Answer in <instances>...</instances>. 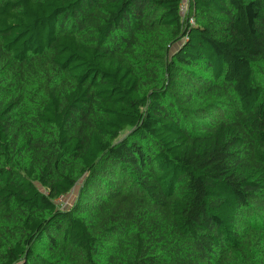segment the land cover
I'll list each match as a JSON object with an SVG mask.
<instances>
[{"label":"trees","instance_id":"1","mask_svg":"<svg viewBox=\"0 0 264 264\" xmlns=\"http://www.w3.org/2000/svg\"><path fill=\"white\" fill-rule=\"evenodd\" d=\"M0 264H264V0H0Z\"/></svg>","mask_w":264,"mask_h":264},{"label":"rangeland","instance_id":"2","mask_svg":"<svg viewBox=\"0 0 264 264\" xmlns=\"http://www.w3.org/2000/svg\"><path fill=\"white\" fill-rule=\"evenodd\" d=\"M77 192H78V187L74 188L72 192H70L69 194L61 197V199H58L57 203L59 204V207L64 208V209L69 208L71 204L73 203V201L75 200Z\"/></svg>","mask_w":264,"mask_h":264},{"label":"built area","instance_id":"3","mask_svg":"<svg viewBox=\"0 0 264 264\" xmlns=\"http://www.w3.org/2000/svg\"><path fill=\"white\" fill-rule=\"evenodd\" d=\"M184 6H185V8H184ZM186 9H187V5H186V4H183V5H182V14H183V15L185 14ZM190 22L193 23V20H191Z\"/></svg>","mask_w":264,"mask_h":264}]
</instances>
